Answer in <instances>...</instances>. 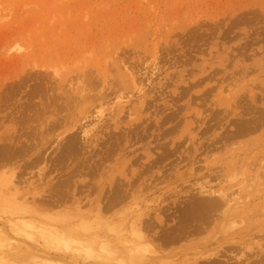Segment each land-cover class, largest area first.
I'll return each mask as SVG.
<instances>
[{
    "label": "rangeland",
    "instance_id": "rangeland-1",
    "mask_svg": "<svg viewBox=\"0 0 264 264\" xmlns=\"http://www.w3.org/2000/svg\"><path fill=\"white\" fill-rule=\"evenodd\" d=\"M263 108L264 0H0V253L264 264Z\"/></svg>",
    "mask_w": 264,
    "mask_h": 264
},
{
    "label": "bare ground",
    "instance_id": "bare-ground-1",
    "mask_svg": "<svg viewBox=\"0 0 264 264\" xmlns=\"http://www.w3.org/2000/svg\"><path fill=\"white\" fill-rule=\"evenodd\" d=\"M82 85H83V84H82ZM80 87H81V86H80ZM80 87L78 86L77 88L81 89ZM71 89L73 90V88H71ZM82 89H85V87L83 86ZM69 90H70V89H69ZM74 91H75V90H74ZM76 92H77V91H76ZM78 92H79V91H78ZM80 92H81V91H80ZM63 93H65V92H63ZM64 95H66V94H64ZM75 95H77V94H75ZM61 96H62V95H61ZM61 96H60V97H61ZM68 96H69V95H68ZM66 97H67V95H66ZM58 98H59V97H58ZM64 98H65V97H64ZM55 99H56V98H55ZM60 100H61V99H60ZM63 100H64V99H63ZM66 100H67V99H66ZM68 100H69V99H68ZM70 101H71V100H70ZM66 103H67V102H66ZM68 103H69V102H68ZM61 104H62V103H61ZM62 105H63V104H62ZM67 105H68V104H67ZM69 105H70V104H69ZM65 108L68 109V107H65ZM263 109H264V108H263ZM54 114H55V113H54ZM54 116H55V115H54ZM262 116L264 117V114H263V113H262ZM48 118H49V117H48ZM54 119H55V118H54ZM57 119H58V118H57ZM45 121H46V120H45ZM46 122H47V121H46ZM47 123H48V122H47ZM20 136H22V135H20ZM72 137H73V136H72ZM74 138H75V137H74ZM20 141H21V140H20ZM68 141H69V139H68ZM68 141H67V143L70 142V141H69V142H68ZM76 142H77V140L75 141V143H76ZM67 143H65V144H67ZM70 144H71V143L67 144V146L65 145V146H66V147H65L66 151L68 150L67 147H68V145H70ZM63 146H64V145H63ZM75 146H76V145H75ZM69 147H70V146H69ZM73 147H74V146L72 145V149L70 148L72 151H73ZM77 147H78V146H77ZM77 147H76V148H77ZM74 149H75V148H74ZM75 150H76V149H75ZM66 153H67V152H66ZM129 184H130V183H129ZM123 185L125 186V184H123ZM121 186H122V185H121ZM118 188H119V187H118ZM118 188L116 187V189H118ZM112 189H113V188H112ZM116 189H115V190H116ZM127 189H128V188H127ZM9 192H10V191H9ZM207 192H208V191H207ZM218 192H219V190H218ZM229 192H230V191H229ZM110 193H112V195L115 196V195H114L115 193L113 192V190H112ZM113 193H114V194H113ZM219 193H220V192H219ZM221 193H222V192H221ZM223 193H224V192H223ZM232 193H233V192H232ZM232 193H231V194H232ZM198 194H199V193H198ZM210 194H211V192H210ZM215 194H216V192H215ZM215 194H213V195L211 194L210 197H211V199L213 198L212 201H215V200H216V201H215V203H216L215 205H216V206H214V205H213V206H214L216 209H219L220 206H218V205H220L222 202H221V203L218 202V200H219L218 198H219V197H218V198L214 197ZM202 195H203V193H202ZM217 195H219V194L217 193ZM220 195H221V194H220ZM232 195H233V194H232ZM189 196H190V195H189ZM195 196H196V195H195ZM195 196H194V198H195ZM199 196H200V195H199ZM199 196H198V198L196 199V200H198V201H195V200L193 199V200L195 201V202L192 201V203L194 202V203H193V204H194L193 206H195V205H196L195 203H198V202L200 201V198H202L201 201H200V204H198V205H199V206L201 205L200 208H202V205H203V209H200V210H203L204 213H205L204 208H205V206L208 207V206L210 205L209 202L211 201V199H210V197H208V198H204L205 195H204L203 197H202V196L199 197ZM206 196H207V194H206ZM206 196H205V197H206ZM212 196H213V197H212ZM223 196H224V195H223ZM220 197H221V196H220ZM109 198H110V196H109ZM224 198H227V197L225 196ZM112 199H113V198H112ZM207 199H209V201H208ZM227 199H228V200L225 199V201H226V202H229L230 199H229V198H227ZM112 201H113V200H112ZM206 201H208V202H206ZM212 201H211V203H212ZM110 202H111V200H110ZM110 202H109V203H110ZM44 203H45V202H44ZM201 203H202V204H201ZM217 203H218V205H217ZM188 204H189V203H188ZM224 204H225V203H224ZM184 205H185V203H184ZM198 205H196V207L199 208ZM204 205H205V206H204ZM225 205H226V204H225ZM225 205H224V206H225ZM189 206H190V208H188V210H189V209H192L191 207H193V206H191V203H190ZM213 206L211 207V205H210V206H209L210 209H209V207H208V210H211V209H212V211H213V210L215 209V208H213ZM182 207H183V206H182ZM196 207H195V208H196ZM217 207H219V208H217ZM221 207H222V206H221ZM185 208H186V207H185ZM228 208H229V207H228ZM181 209H182V208H181ZM193 209H194V208H193ZM184 210H185V209H184ZM198 210H199V209H198ZM198 210H197V211H198ZM206 210H207V209H206ZM208 210H207V211H208ZM207 211H206V212H207ZM214 211H215V210H214ZM214 211H213V212H214ZM180 212H181V210H180ZM191 212H192V211H191ZM200 212H201V211H200ZM200 212H198V213H200ZM209 212H211V211H209ZM209 212H207V214H209ZM213 212H212V213H213ZM183 213H185V212H183ZM193 213H197V212H194V211H193ZM193 213H192V214H193ZM201 213H203V212H201ZM201 213H200V214H201ZM180 214H181V213H180ZM189 214H190V213H189ZM227 214H228V213H227ZM194 215H196V214H194ZM197 216H198L199 218H201V217H202V214H201V216H200L199 214H197ZM207 216H208V215H207ZM216 216H217V215H216ZM231 216H232V215H231ZM203 217H204V215H203ZM203 217H202V218H203ZM205 217H206V216H205ZM226 217H227V216H226ZM195 218H196V217H195ZM182 219H183V218H182ZM190 220H191V219H190ZM203 220H204V219H203ZM210 220H211V219H210ZM210 220H209V221H210ZM191 222H192V221H191ZM178 223H179V222H178ZM199 223H200V222H199ZM207 223H209V222H207ZM234 224H235V223H234ZM234 224H231V225L233 226ZM182 226H184V225H182ZM182 226H180V227H182ZM200 227H201V226H200ZM182 228H183V227H182ZM44 231H45V230H44ZM44 231H42V234H40V235H44V236H45V234H47V233H44V234H43ZM45 232H46V231H45ZM50 232H51V231H49L47 235H49L50 238H51ZM135 232H136V231H135ZM174 232H175V231H174ZM176 233H177V232H176ZM53 234H56V235H57L58 233L55 232V233H53ZM171 234H172V232H171ZM59 236H60V235H59ZM42 237H43V236H42ZM46 237H47V236H46ZM60 237H63V236H60ZM60 237L56 238L55 236L52 235V238H51V239H53V241H52L51 239H50V240H51L52 242H55V241L57 240V242H59V243H61V244H65V245H63V247L65 248V250H66V249L69 250L70 247H68V245L70 246V244H71L70 242H71L72 240H71V239H66V240L69 241V243H68V241L62 243L61 240H62V239L65 240V239H64V238H60ZM54 238H55V240H54ZM44 239H45V238H44ZM58 239H60V240H58ZM10 240H12V239H10ZM46 241H47V240H46ZM51 241H50V242H51ZM216 241H218V240H216ZM55 243H56V242H55ZM59 243H57V244H59ZM92 243H93V242H92ZM104 243H105V242H104ZM107 243H108V242H107ZM209 243H210V242H209ZM13 244H14V243H13ZM67 244H68V245H67ZM109 244H110V243H109ZM214 244H215V243H214ZM59 245H60V244H59ZM100 245H102V243H101ZM103 245H104V244H103ZM103 245H102V248H101V249H103V247H105V246H103ZM105 245H107V244H105ZM144 245H145V244H144ZM144 245H143V246H144ZM30 246H31V245H30ZM139 246H140V249L138 248V250H140V252H138V251H137V252L141 254V253H142V252H141V246H142V245H139ZM35 247H36V246H35ZM95 247H96V246H95ZM98 247H99V246H98ZM137 247H138V246H137ZM31 248H32V247H31ZM56 248H58V247H56ZM99 248H100V247H99ZM106 248H107V247H106ZM132 248H133V247H132ZM134 248H136V247H134ZM143 248H145V247H143ZM58 249H59V248H58ZM58 249H57V250H58ZM89 249H90V248H89ZM107 249H108V248H107ZM12 250H13V249H12ZM40 250H41V249H40ZM44 250H46V249L44 248ZM84 250H85V249H84ZM129 250H130V248H129ZM131 250H132V249H131ZM131 250H130V251H131ZM133 250H134V249H133ZM136 250H137V249H135L134 251L136 252ZM144 250H145V249H143V251H144ZM16 251H17V250H16ZM32 251H37V248H36V249H35V248H32ZM107 251H108V250H107ZM119 251H120V250H119ZM103 252H104V251H103ZM108 252H110V251H108ZM108 252H106V253H108ZM123 252H124V251H123ZM132 252H133V251H132ZM137 252H136V253H137ZM40 253H41V252H40ZM42 253H43L42 255H40V254L38 255V254H36L35 252H30L29 248H27V247H26V248H23V247L20 248L18 252H15V254H8V255H16L15 257H14V256H12V257H11V256H8L6 253H2V252H1V253H0V264H4V263H7V264H87V263H88V262L85 263V262H84L85 260H83V262H80L81 260L78 261L77 258H76V257L74 258L73 256H66V255H63V256H62V254H60V253H59V254H58V253H57V254H56V253H52V254H51V253L48 252L47 250H46V251H43ZM112 253H114V252H112ZM112 253H111V254H112ZM124 253H125V252H124ZM128 253H130V252H128ZM208 253H209V252H208ZM212 253H213V252H212ZM33 254H35V255H33ZM108 254H109V253H108ZM205 254L207 255V252H206ZM205 254H204V255H205ZM96 255H97V254H96ZM129 255H132V254H129ZM129 255H128V256H129ZM134 255H135V254H134ZM134 255H133V256H134ZM142 255H143V254H142ZM208 255H209V254H208ZM24 256H25V259L23 258ZM123 256H124V255H123ZM136 256L138 257L139 255H136ZM140 256H141V255H140ZM5 257L7 258L6 260L4 259ZM88 257H89V256H87V258H88ZM97 257H99V255H98ZM97 257H93V256H92V258H94L93 261H94L95 258H97ZM121 257H122V256H121ZM125 257H126V255H125ZM144 257H145V256H143V258H144ZM119 258H120V257H118V259H119ZM122 258H123V257H122ZM131 258H133V257L131 256ZM135 258H136V257H135ZM135 258H134V259H135ZM102 259H104V258H102ZM105 259H107V258L105 257ZM138 259H139V257H138ZM88 260L90 261V257H89ZM115 260H116V259H115ZM119 260H120V259H119ZM132 260H133V259H132ZM146 260H147V259H146ZM211 260H212V259H211ZM259 260H260V259H259ZM95 261H97V259H96ZM103 261H104V262H107L106 260H103ZM117 261H118V260H117ZM142 261H143V260H142ZM260 261H261V260H260ZM99 262H100V261H99ZM123 262H125L124 259H122V262L119 261V263H121V264H124ZM108 263H109V264H113V261H112V262L109 261ZM114 263H116V262H114ZM126 263H127V262H126ZM126 263H125V264H126ZM129 263H133V262H129ZM129 263H128V264H129ZM134 263H135V262H134ZM146 264H147V263H146Z\"/></svg>",
    "mask_w": 264,
    "mask_h": 264
}]
</instances>
